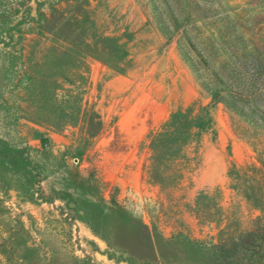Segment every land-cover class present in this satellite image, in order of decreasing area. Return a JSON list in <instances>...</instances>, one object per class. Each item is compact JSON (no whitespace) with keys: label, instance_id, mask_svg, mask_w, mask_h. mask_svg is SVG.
<instances>
[{"label":"rangeland","instance_id":"obj_1","mask_svg":"<svg viewBox=\"0 0 264 264\" xmlns=\"http://www.w3.org/2000/svg\"><path fill=\"white\" fill-rule=\"evenodd\" d=\"M67 2L0 0V264H158L163 238L218 240L192 211L201 191L251 227L263 212L232 169L261 165L264 118L216 104L171 187L147 174V135L212 100L186 48L264 47V0H90L96 32L126 44L122 71L61 52Z\"/></svg>","mask_w":264,"mask_h":264},{"label":"trees","instance_id":"obj_2","mask_svg":"<svg viewBox=\"0 0 264 264\" xmlns=\"http://www.w3.org/2000/svg\"><path fill=\"white\" fill-rule=\"evenodd\" d=\"M89 1L68 0L64 8L52 6L54 13L61 14L60 23L56 24L64 38L61 52L67 59L92 56L122 71L129 61L126 44L120 37L96 32L87 9ZM76 6L81 8L80 13L67 10ZM46 23L50 24L47 15ZM186 50L188 62L212 100L199 107L194 103L176 110L159 129L147 135L151 153L146 171L150 180L162 187H171L181 180L192 161L188 148L213 125L212 109L216 104L224 103L252 120L264 118V47L208 45L198 49V59L192 57L190 49ZM260 158L261 165H234L232 174L236 180L233 188H240L247 200L261 208L263 215L254 219L251 227L243 229L215 193L201 191L192 211L200 222L217 224L218 240L184 233L163 238L158 264H264V158Z\"/></svg>","mask_w":264,"mask_h":264}]
</instances>
